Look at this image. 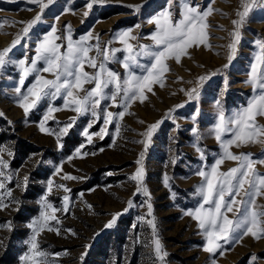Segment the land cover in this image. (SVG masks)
I'll use <instances>...</instances> for the list:
<instances>
[{
  "label": "rangeland",
  "instance_id": "1",
  "mask_svg": "<svg viewBox=\"0 0 264 264\" xmlns=\"http://www.w3.org/2000/svg\"><path fill=\"white\" fill-rule=\"evenodd\" d=\"M87 2L56 0L45 10L47 23L44 27L47 29L55 24L58 34H63L65 26L70 25L73 39H79L91 30L99 34L104 44L112 38L113 33L135 28L139 24L140 28L135 29L133 35L141 39L131 43L151 44L150 40L143 37L150 35L155 25L147 21L166 5V0H110L103 6L94 5L89 15L84 17ZM196 2L203 9L211 0ZM126 5L142 7L139 13H135ZM211 6L218 10L208 17V23L212 26L208 43L212 48L201 46L190 49L191 58L183 57L179 64L175 60L167 61L169 71L164 78V87L153 85V91L145 93L147 99L143 103L137 101L131 105L123 120L119 121L121 130L118 135L113 123L109 125L108 134L103 139L94 135L92 142L88 143L81 132L92 118L79 117L69 135L62 138L63 147L59 148L56 137L42 133L38 127L46 106L41 105L25 118L23 110L16 104L14 93V88L18 86L19 71L11 64L0 71V113L3 114L0 115V147L13 153L9 156L5 152L3 156L9 162L8 171L15 177L7 187L12 190L11 199L20 201L19 205L12 203L0 210V264H9L13 258L15 264H22L20 257L27 252L25 241L31 235L27 224L39 215V200L47 194L45 185L49 179L54 181V187L48 199L55 208L60 209L56 213L60 223H52L60 229V234L44 231L38 241L42 250L55 256V264H161L153 252L151 227L146 220L138 219L146 216L144 201L147 197H134L135 182L129 180L140 167L136 163L143 151V146L137 142L143 139L140 133L160 120L163 123L155 132L142 165L146 173L145 184L151 193L157 234L163 250L167 252L163 264H211L212 257L201 250L204 241L196 222L184 216L182 210L196 205L197 198L193 193L201 181L195 172L204 164L210 165L220 151L216 140L207 134L216 116L215 101H221L227 115L246 105L252 96V89L245 81L248 79L253 53L257 50L254 41L264 39V9H257L243 29L234 60L228 68H224L228 63L224 46L229 42L228 32L233 28L231 21L237 18L235 13L239 0H215ZM37 12L36 5L26 0H0V24L3 25L0 27V50L11 44ZM56 17H59L58 21ZM219 26L224 30H220ZM111 47L120 48L122 45L113 43ZM34 48V38L22 41L10 56L13 60L24 58L25 55L30 59L35 55ZM117 55L122 58L124 53ZM108 67L121 75L124 73L119 63H111ZM218 70H222V74L213 75L203 84L198 101H189L181 91L194 87L200 76ZM85 71L91 73L93 69L86 67ZM43 75L52 78L50 74ZM31 81L32 77H29L25 87ZM179 104H184V107L176 108ZM54 106L62 108L63 100L57 99ZM173 109L175 123L172 119H164ZM197 109L199 116L196 126L205 137L200 142L205 152L203 161L191 146L194 139L190 131L194 126L192 116ZM108 110L118 112L121 109L111 107ZM73 117H76L73 111H58L46 127L57 131ZM258 123L264 124V117H258ZM102 127L101 119L93 124L89 132L98 133ZM17 140L32 145L35 152L25 158L19 167L13 168V146ZM81 144L84 145L81 151L89 153L86 157L75 154ZM231 150L236 154L251 153L253 158H258L264 153V146L256 144ZM173 159L176 160L175 164L171 162ZM235 166V162L225 161L221 170L227 171ZM56 167L62 169L59 174L55 172ZM257 170L264 174V166L257 165ZM65 174L78 179L64 180L61 177ZM165 174L170 178V188L164 186ZM25 176L29 178L26 190L16 186L17 181L22 182ZM55 185H64L70 191L64 192ZM171 192L176 193L175 201L171 199ZM65 195L69 197L67 212L62 210ZM8 199L5 196V203ZM130 199L134 200L136 207L119 216L112 228H105L114 214L123 212ZM257 204L264 205V197L257 198ZM85 252L87 254L81 261L80 257ZM253 254L261 257L258 264H264V239L254 241L246 237L240 244L232 246L224 256L217 253L215 259L217 264H249V256Z\"/></svg>",
  "mask_w": 264,
  "mask_h": 264
},
{
  "label": "snow or ice",
  "instance_id": "2",
  "mask_svg": "<svg viewBox=\"0 0 264 264\" xmlns=\"http://www.w3.org/2000/svg\"><path fill=\"white\" fill-rule=\"evenodd\" d=\"M26 2L36 5L37 15L26 22L8 47L0 50V71L9 64L19 71L18 86L14 88V93L16 104L23 110L25 118L41 105L46 106L38 127L42 133L54 135L59 148L63 147L62 138L69 135L70 129L76 125L79 117L92 118L81 132L88 143L92 142L94 135L103 139L108 134L109 125L113 123H115V133L118 135L121 130L119 121L123 120L131 105L137 101L143 103L147 99L145 93L152 92L153 85L159 84L160 87H164V78L169 71L167 61L175 60L179 64L183 57L191 58L190 49H198L201 46L206 49L212 48V45L208 43L211 39L209 29L212 27L208 23V17L218 11L211 6L215 0H211V3L203 9L196 0H166L165 7L147 21L155 25L154 31L143 37L150 40L151 44L131 43L141 39L133 35L134 30L140 28L139 24L135 25V28L113 33L112 38L102 44L99 34H94L91 30L79 39H73L70 25L65 26L63 34H58L59 30L55 24H51L46 29L44 27L47 23L44 16L45 10L56 0H26ZM109 2L110 0H88L87 10L83 12V16L87 17L94 5L103 6ZM126 7L139 13L142 5H126ZM257 9H264V0H239L235 13L237 18L231 21L233 28L228 32L229 42L224 46L227 49L228 61L224 68H228L234 60L242 40L243 29ZM56 20L58 21L59 17H56ZM0 27L3 25L0 24ZM219 29L224 30L222 26H219ZM33 38L35 55L30 59L25 55L24 58L13 60L10 56L13 49L21 45L22 41ZM113 43H118L122 47L113 48L111 47ZM254 46L257 50L253 53L247 73L248 79L245 81L252 89V96L246 105L230 115L226 114L220 100L215 101L216 116L207 134L216 140L220 151L210 165L204 164L195 172L201 181L193 193V196L197 198L196 205L182 210L184 216L196 222L198 232L204 241L200 246L201 250L212 257L211 264H217L215 259L217 253L224 256L232 246L240 244L246 237H251L254 241L264 239V205L257 204V198L264 197V174L257 170V165L264 166V153L258 158H253L251 153L236 154L231 150L234 147L256 144L264 146V124L258 123V117H264V39H256ZM93 52L95 54L90 55ZM121 52L124 53L122 58L117 55ZM111 63H119L124 69L123 75L110 69L108 65ZM86 67L93 69V72L85 71ZM44 73L50 74L52 78H46ZM219 74H222V70L200 76L194 87L187 90L181 89V91L185 93L189 101H198L203 84L213 75ZM29 77H32V81L25 87ZM86 85H92V87L88 88ZM226 88L227 79H225ZM57 99L63 100L62 108L54 106V101ZM111 107L121 110L112 112L108 110ZM175 107L182 108L184 104ZM61 110L73 111L76 117L71 118L70 122L59 127L57 131L50 130L46 127L47 122L54 119V114ZM173 111L174 109L170 110L164 119H172L175 123ZM0 115L3 114L0 113ZM198 116L199 109L192 116L194 126L190 131L194 139L191 146L203 161L205 152L200 147V142L205 137L196 126ZM101 119L104 127L98 133H90L89 129ZM162 123L163 120L157 121L140 133L143 139L137 142L143 146V151L140 153V159L136 161L140 167L134 175L129 177V180L135 182L134 197L137 195L147 197L144 201L147 207L146 216L138 219L146 220L151 227L153 252L161 264L165 261L167 252L163 250L157 234L154 209L150 202L151 193L145 184L146 173L142 161L155 132ZM83 147L84 145L81 144L76 148L77 156L89 155L81 151ZM5 152L9 156L13 155L11 151L0 147V210L12 203L20 204V201L11 199L12 190L7 187L15 177L8 171L9 162L3 159ZM225 161L235 162L236 166L222 171L221 167ZM171 162L175 164L176 160L173 159ZM61 171V167H56L57 174ZM61 178L78 179L68 174ZM169 179L165 174L163 183L165 187L170 188ZM28 181V176H25L22 182L17 181L16 186L26 190ZM53 187L54 181L49 179L45 185L47 194L39 200V215L27 224L31 235L25 241L27 252L20 257L22 264H55V256L42 250L38 241V237L44 231L60 234V229L52 223L53 221L57 225L60 223L56 216L60 209L55 208L48 199ZM55 187L63 189L64 192L70 191L64 185H55ZM5 196L9 198L7 203H5ZM171 199L175 201V192H171ZM63 201L62 210L67 212L69 197L65 195ZM133 207L136 205L134 200L130 199L123 212L114 214L105 224V228H112L119 216ZM229 213L232 214L231 217ZM8 228L11 230V224ZM67 231L71 232V230ZM86 254L85 252L81 255V261ZM260 259L261 257L255 254L250 255L249 264H258Z\"/></svg>",
  "mask_w": 264,
  "mask_h": 264
},
{
  "label": "trees",
  "instance_id": "3",
  "mask_svg": "<svg viewBox=\"0 0 264 264\" xmlns=\"http://www.w3.org/2000/svg\"><path fill=\"white\" fill-rule=\"evenodd\" d=\"M13 150L14 158L11 162V167L13 168L19 167L25 158L35 152V148L23 140H17L13 146ZM9 264H15V259L13 258Z\"/></svg>",
  "mask_w": 264,
  "mask_h": 264
},
{
  "label": "bare ground",
  "instance_id": "4",
  "mask_svg": "<svg viewBox=\"0 0 264 264\" xmlns=\"http://www.w3.org/2000/svg\"><path fill=\"white\" fill-rule=\"evenodd\" d=\"M237 0H235V2H236Z\"/></svg>",
  "mask_w": 264,
  "mask_h": 264
}]
</instances>
